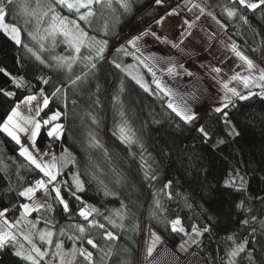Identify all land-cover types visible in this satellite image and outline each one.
<instances>
[{
	"label": "trees",
	"instance_id": "obj_1",
	"mask_svg": "<svg viewBox=\"0 0 264 264\" xmlns=\"http://www.w3.org/2000/svg\"><path fill=\"white\" fill-rule=\"evenodd\" d=\"M194 3L223 27L240 54L264 70V6L251 11L233 0H102L92 5L94 15L85 21L80 15L88 9L77 13L56 0L6 5L5 20L20 30L21 43L0 31V125L17 103L40 94L49 100L41 118L58 111L63 126L58 138L47 134L50 124L36 140L44 151L46 144L53 145L47 152L55 154L58 174L51 183L0 130V211L5 213L0 225L7 219L16 231L27 220L31 230L53 233L52 254L37 259L38 264H54L50 255L59 258L57 243L67 254L73 247L91 251L94 264H144L153 234L159 237L154 251L161 243L177 250L183 242L185 234L172 230L176 219L187 233L202 230L191 248L204 255L207 264H264V96L236 98L221 112L208 107L185 122L168 107V96L151 75L142 68L144 75L138 79L146 82L145 91L126 70L130 41L144 36L170 11H187ZM24 4L37 16L23 15ZM49 5L89 38L106 41L102 57L87 46L75 53L63 35L45 31L53 13H39ZM228 10L236 15L229 17ZM12 76L22 78L21 86ZM121 127L132 137L131 145L122 142ZM74 177L83 191L76 190ZM37 180L46 183L47 193L40 189L34 196L45 207L24 215L22 205L31 200L19 193L35 187ZM55 187L69 206L67 212L52 191ZM84 207L98 211L86 221L79 216ZM93 220L104 228L89 227ZM75 225L85 227L84 240L68 238L80 236ZM106 232L116 239L105 240ZM87 238L98 248L88 245ZM242 243L245 250L231 257ZM27 246L21 237L5 242L0 264H32L16 255ZM109 250L111 255L102 261ZM74 264L88 262L77 254Z\"/></svg>",
	"mask_w": 264,
	"mask_h": 264
},
{
	"label": "rangeland",
	"instance_id": "obj_2",
	"mask_svg": "<svg viewBox=\"0 0 264 264\" xmlns=\"http://www.w3.org/2000/svg\"><path fill=\"white\" fill-rule=\"evenodd\" d=\"M251 2L258 3V0H251ZM4 22L9 26H14L6 20ZM68 22V27L74 28V25L70 21ZM7 36L9 37V35ZM32 39L37 42V38L33 37ZM133 40H135V44L129 43L128 45L132 52L130 63L126 68L128 74L139 80L146 88V82L138 79L144 75L143 68L152 76L155 84L160 83V89L168 96V104L178 105L190 115L195 116L208 107L222 109L225 97L231 101L239 98L233 96L229 89H236L241 95L247 97L254 93L262 94L264 92V89L256 87L253 83H250L246 88L242 79H232L234 76L256 78L262 70L254 63L253 69H248L244 61L236 55L238 51L233 42L225 35L223 27L205 11H201V7L196 3L192 4L187 11L179 9L170 11L157 24L150 26L144 36ZM68 44L75 52L74 47L70 43ZM233 47L236 52L232 50ZM170 68L173 69L172 72H169ZM12 78L15 83L23 82L22 78L13 76ZM225 84L228 85L227 88L224 87ZM18 111L26 118L30 117L40 121L41 129L45 127L46 124L43 123V118L40 115H33V113L27 115L19 107ZM20 123L23 124V121ZM48 125L50 124L46 126ZM55 125L52 123L49 126V131ZM23 126L27 129L26 132H16L20 139V144H18L20 151L21 147L27 148L38 163H53L55 154L40 149L36 143L33 145L31 141L32 127L26 124ZM33 200L36 201V197ZM33 200L26 204L31 207ZM36 202L40 203V199ZM18 227L16 231H12L6 226L0 225V229L10 231L14 239L21 237L29 246L26 251L22 252L21 257L24 258L31 254L36 260L41 258L31 251L33 245L45 253L42 258H45L49 252L52 254L51 244L46 240L42 241L39 235L41 232L49 230L46 228L31 230L27 220L19 223ZM178 228H182L181 224L178 225ZM181 232L185 234V237L177 250L161 243L150 257L146 253L144 264H150V262L152 264H207L205 256L191 248V244L200 237L202 230L196 228L187 233L183 229ZM25 235L31 237V242L24 238ZM61 252L67 254L64 251ZM50 256H52V261L56 262L54 264H60V258L54 259L53 255ZM65 260H69V255L65 256Z\"/></svg>",
	"mask_w": 264,
	"mask_h": 264
},
{
	"label": "snow or ice",
	"instance_id": "obj_3",
	"mask_svg": "<svg viewBox=\"0 0 264 264\" xmlns=\"http://www.w3.org/2000/svg\"><path fill=\"white\" fill-rule=\"evenodd\" d=\"M14 2H15V0H0V31L5 32L7 35H9V37L17 45H19L21 43L20 30L17 27L9 26L8 24H6L4 22L5 21V15H6L5 7H6V5H12ZM101 2H102V0H56V3H58L59 5L67 7L70 11L75 10L77 13H79L81 9H88V11L86 13L80 15V19L85 20V21H87L89 17L94 15V12L91 10L92 5L94 3L99 4ZM118 2H119V0H118ZM159 2H160V0H157V3H159ZM233 2L239 3L240 6L247 8L251 11H255L257 8L264 6V0H258V3L251 2V0H233ZM121 6L127 8V4H125V3H121ZM37 7L39 8V4L37 5ZM201 11H203V9H201ZM22 12H23V15H25V16H37V12L36 11H29L26 4L22 5ZM49 12L53 13L51 16V24H50V27L48 29H46L45 31L49 32L50 35H55L56 33L63 35L68 40V42L72 45V47H74L76 53L80 52L81 46H87L89 49H94L96 51L97 55L102 57V54L105 50V46L107 43L106 41H97V40H95L94 37L89 38L87 33L84 32L79 27V25L75 24L74 21L71 22L74 25V28H69L68 27L69 22L66 19L60 17L59 14L55 13V10L51 7V5L48 6L47 11H42L39 13V15L40 16H47L49 14ZM227 14L229 17H232V16L236 15V12L233 10H228ZM241 19H245V18L242 16ZM245 22H247V21L245 20ZM25 23H28V21L25 20ZM38 23H39V20H38ZM130 43H132L134 45L135 40L130 41ZM232 50L234 52H236L235 47H233ZM236 55L242 61H244V63L247 65L249 70L253 69L254 66H253V62L251 60H249L247 57L241 55L239 52H236ZM37 59H39V57H37ZM58 59L62 63L67 62L66 58H63V57L58 58ZM68 66L71 67V64L69 63ZM92 67L94 68L95 64H93ZM117 67H120V66L117 65ZM0 71H2V70H0ZM172 71H173V69L170 68L169 72H172ZM77 79H79V78H77ZM232 79H242L243 84L246 88L249 87L250 83H253V84H255L256 87L264 89V83H260V82H264V70H262L260 72V75L256 78H253V77L241 78L239 76H234V77H232ZM45 83H47V81H45ZM73 83H75V81H73ZM137 83H141V82L139 80H137ZM17 86L18 87L21 86L19 84V82H17ZM156 86H157V88L161 87L159 82L156 83ZM141 87H145V86L141 83ZM224 87L227 88L228 85L225 84ZM56 91L58 92L59 89H57ZM145 91H147V88H145ZM229 91H231L233 96L239 97L240 99H248L247 96L241 95L239 92H237L236 89H229ZM6 95H11V93H6ZM262 96H264V92H262ZM34 100H36V97L30 95L26 98L25 103L31 104V102ZM231 103H232V101L230 99H228L227 97H225L224 107L227 108L229 106V104H231ZM48 106H49V100L47 97H45L43 99V108H47ZM18 107L19 106H17V108H14L12 110L11 114L7 117V120L2 125H0V130L7 133L17 144H20V139L16 135V132L17 131L26 132L27 129L23 125H25V124L30 125L32 127L31 141H32L33 145H35L36 137L40 133V130H41V122L38 120H34L30 117L29 118L24 117L18 111ZM168 107L171 108L172 111L175 112L176 115L180 116L181 119H183L185 122H190L193 119H195V117L193 115L188 114L185 109H183L182 107H180L178 105H174L172 103H169ZM43 108L38 107L36 109L37 115H39V113L41 111H43ZM216 111L221 112L222 109L217 108ZM59 117H60V113H56L53 116H51L49 119L44 120L43 123L46 125L50 124L53 121L58 120ZM21 121H23V124L20 123ZM62 127L63 126L61 124H56L54 127H52L51 131L48 132V135L59 137V135L61 134V131H62ZM199 131L201 133H204L203 128L199 129ZM120 133H121L120 138H121L122 142L127 143L129 145H131L134 142L132 137L128 133H126L125 128L121 127ZM204 134L206 135V133H204ZM20 155L25 157L31 164L35 165V167L37 169H39L44 174V176L48 177V183H51L57 179V174H58L57 165L54 162L51 164L38 163L37 160L28 151V149L24 148V147H21ZM53 161H55V157H53ZM147 175H148V173L146 172L145 176L147 177ZM73 181H74V185H75L76 190L77 191H83V184L79 180V178L74 177ZM166 187H167V185H166ZM40 189H44L45 193H47L46 183L43 180H37L35 187L26 188L24 191L20 192L19 194L22 197H26L29 200H33V197L35 196L36 192ZM52 191L55 192L56 198L59 200V203L63 206L64 211L67 212L69 210V206L65 202V200L63 198H61L60 188L55 187L52 189ZM77 199H79V197H77ZM22 207L24 209V215H28L33 211H39L41 208L45 207V205L40 204V203L36 202L35 200H33L31 207L28 204H24V205H22ZM48 209L51 210L50 205L48 206ZM97 211L98 210L93 208V207H84V208L80 209L79 216L84 218V220L87 221L89 219V217L92 215V213L97 212ZM4 216H5V213L0 211V217H4ZM117 216H119L120 219H123V216L120 213H117ZM253 219H255V218H253ZM109 222L112 223L113 226L122 227V225H116L114 221H109ZM180 223L181 222L178 219L173 221L172 222V230L173 231H183V228H178V225H180ZM243 223L247 224L248 221L245 220V221H243ZM3 225L6 226L7 229H11L13 227V225L9 224L7 219L3 220ZM31 227L35 228L36 224H34V223L31 224ZM74 227L80 233V236H78V237L69 236L68 238L71 240H84L86 238V235H87L85 227L80 226V225H75ZM89 227H96V228L103 229L104 225L99 224L93 220L89 223ZM39 235H40V239L42 241L46 240L47 243H49V244L52 243L51 237H52L53 233L51 231L41 232ZM61 235H64L63 231L61 232ZM153 236H154L153 244H152V246H149L147 248V255L149 257L152 255V253L154 251L156 241L159 240L158 236H155V234H153ZM24 238L26 240H29V242H31V237L29 235H25ZM103 238L105 240H115L116 239V237L112 234V232L104 233ZM11 239H14V237L12 236L10 231L0 229V247H2L5 242H7L8 240H11ZM86 242L93 249L98 248V245L94 242L93 239L87 238ZM56 248H57V253L55 255L59 256L60 264H74L77 254H79V256L83 257L84 260H86L88 262V264H94L93 253L91 251H88V250L83 249V248L78 249V248L73 247L71 250V253L62 254V252H61L62 244L57 243ZM244 250H245V244H243V243L239 244L232 250V252L230 253V256L236 257L239 253L243 252ZM31 251L36 253V255L41 257V258L45 255V253H43L39 248H36L34 245L31 249ZM101 251H103V250L101 249ZM16 255L21 256V255H23V253L21 251H17ZM66 255H70L71 259L66 261L65 260ZM110 255H111V250L104 252L103 256L101 257V260L102 261L105 260ZM24 258L32 261V264H38V261L36 259H34L31 254L25 256ZM150 264H152V262H150ZM230 264H231V262H230Z\"/></svg>",
	"mask_w": 264,
	"mask_h": 264
},
{
	"label": "crops",
	"instance_id": "obj_4",
	"mask_svg": "<svg viewBox=\"0 0 264 264\" xmlns=\"http://www.w3.org/2000/svg\"><path fill=\"white\" fill-rule=\"evenodd\" d=\"M31 96H35L36 97V100H34V101H32L31 102V104H27V103H25V101H26V98H24L21 102H19V103H17L16 104V106H19V108H21V109H23V111L28 115L29 113H33V115H37V112H36V109L38 108V107H40V108H43V99L45 98L44 96H42V95H40V94H34V95H31ZM15 106V107H16ZM44 109V108H43ZM42 112V111H41ZM41 112L39 113V115H41ZM56 113H59L58 111H56V112H54V113H52V114H50L49 116H48V118L47 119H49L51 116H53L54 114H56ZM61 116V115H60ZM47 119H43V121L44 120H47ZM59 120H60V117H59V119L58 120H56V121H53L52 123H54V124H59ZM52 123H50V124H52ZM46 126V125H45ZM44 128V127H43ZM48 132H49V129L47 130V134H48ZM60 136V135H59ZM55 137V136H54ZM56 138H58V137H56ZM54 163L57 165V171H58V163H57V158L55 157V161H54ZM38 200V198H36V201Z\"/></svg>",
	"mask_w": 264,
	"mask_h": 264
},
{
	"label": "built area",
	"instance_id": "obj_5",
	"mask_svg": "<svg viewBox=\"0 0 264 264\" xmlns=\"http://www.w3.org/2000/svg\"><path fill=\"white\" fill-rule=\"evenodd\" d=\"M45 149L47 151H51L53 149V145L52 144H46Z\"/></svg>",
	"mask_w": 264,
	"mask_h": 264
}]
</instances>
